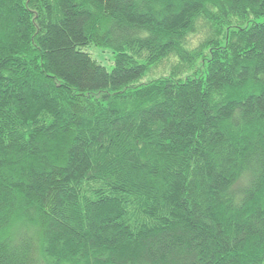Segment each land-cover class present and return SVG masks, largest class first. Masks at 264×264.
Returning a JSON list of instances; mask_svg holds the SVG:
<instances>
[{
    "label": "trees",
    "instance_id": "16d2710c",
    "mask_svg": "<svg viewBox=\"0 0 264 264\" xmlns=\"http://www.w3.org/2000/svg\"><path fill=\"white\" fill-rule=\"evenodd\" d=\"M0 264H264V0H0Z\"/></svg>",
    "mask_w": 264,
    "mask_h": 264
},
{
    "label": "rangeland",
    "instance_id": "374dc122",
    "mask_svg": "<svg viewBox=\"0 0 264 264\" xmlns=\"http://www.w3.org/2000/svg\"><path fill=\"white\" fill-rule=\"evenodd\" d=\"M198 42H195L196 45ZM193 45V46H194ZM88 52L92 55L93 59L97 60L98 62L102 63L107 70L110 72L114 68V55L112 54V50L109 48H98L90 46ZM162 68L153 70V72H149L143 79L137 82V84L146 83L148 81L154 80L162 76L163 73Z\"/></svg>",
    "mask_w": 264,
    "mask_h": 264
}]
</instances>
